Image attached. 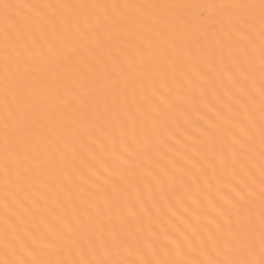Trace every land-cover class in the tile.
<instances>
[{
	"label": "snow or ice",
	"instance_id": "6c2138e0",
	"mask_svg": "<svg viewBox=\"0 0 264 264\" xmlns=\"http://www.w3.org/2000/svg\"><path fill=\"white\" fill-rule=\"evenodd\" d=\"M0 264H264V0H0Z\"/></svg>",
	"mask_w": 264,
	"mask_h": 264
}]
</instances>
